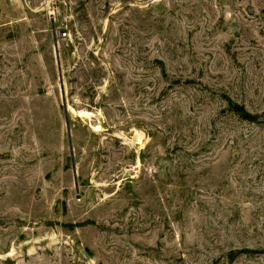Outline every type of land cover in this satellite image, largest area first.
Wrapping results in <instances>:
<instances>
[{
    "label": "rangeland",
    "instance_id": "obj_1",
    "mask_svg": "<svg viewBox=\"0 0 264 264\" xmlns=\"http://www.w3.org/2000/svg\"><path fill=\"white\" fill-rule=\"evenodd\" d=\"M0 264H264V0H0Z\"/></svg>",
    "mask_w": 264,
    "mask_h": 264
},
{
    "label": "water",
    "instance_id": "obj_2",
    "mask_svg": "<svg viewBox=\"0 0 264 264\" xmlns=\"http://www.w3.org/2000/svg\"><path fill=\"white\" fill-rule=\"evenodd\" d=\"M55 55H56V60H57V66H58V69H59V73H60V80H62V77H61V66H60V59H59V51H58V44L55 43ZM61 87H62V82H61ZM62 95H63V101H64V105H65V94H64V89L62 88ZM72 151V149H71Z\"/></svg>",
    "mask_w": 264,
    "mask_h": 264
},
{
    "label": "trees",
    "instance_id": "obj_3",
    "mask_svg": "<svg viewBox=\"0 0 264 264\" xmlns=\"http://www.w3.org/2000/svg\"><path fill=\"white\" fill-rule=\"evenodd\" d=\"M238 110V112H239V115H241L242 116V118L244 119V120H247V121H253L254 119H252L251 117H250V115L248 114V113H246L243 109H237Z\"/></svg>",
    "mask_w": 264,
    "mask_h": 264
},
{
    "label": "bare ground",
    "instance_id": "obj_4",
    "mask_svg": "<svg viewBox=\"0 0 264 264\" xmlns=\"http://www.w3.org/2000/svg\"><path fill=\"white\" fill-rule=\"evenodd\" d=\"M82 115L85 116V117H89V114L88 113H84Z\"/></svg>",
    "mask_w": 264,
    "mask_h": 264
},
{
    "label": "built area",
    "instance_id": "obj_5",
    "mask_svg": "<svg viewBox=\"0 0 264 264\" xmlns=\"http://www.w3.org/2000/svg\"><path fill=\"white\" fill-rule=\"evenodd\" d=\"M63 36L65 37V36H66V34H63Z\"/></svg>",
    "mask_w": 264,
    "mask_h": 264
}]
</instances>
